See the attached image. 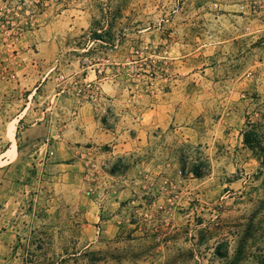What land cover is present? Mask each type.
<instances>
[{
	"label": "rangeland",
	"instance_id": "obj_1",
	"mask_svg": "<svg viewBox=\"0 0 264 264\" xmlns=\"http://www.w3.org/2000/svg\"><path fill=\"white\" fill-rule=\"evenodd\" d=\"M15 11L65 54L42 80L1 50L0 116L28 105L32 123L78 100L93 118L70 155L34 165L19 142L0 176V264H226L242 244L237 264H264L261 176L241 140L246 120L264 131V0H0Z\"/></svg>",
	"mask_w": 264,
	"mask_h": 264
},
{
	"label": "crops",
	"instance_id": "obj_2",
	"mask_svg": "<svg viewBox=\"0 0 264 264\" xmlns=\"http://www.w3.org/2000/svg\"><path fill=\"white\" fill-rule=\"evenodd\" d=\"M14 15L15 16H13V13L10 15L5 13L3 16H0V43L4 40L2 36L5 33H13L18 28H24L25 30L21 31V37L12 49L9 50L4 46L1 47V49L6 51L8 59L15 63L12 68L19 69L17 68L19 66L20 70L23 71L26 76L30 77L44 75V77H42V80H44L53 70V66H49L48 60L59 56V64H61V57L65 52L57 55L55 54V39L53 38H56V36L47 34L50 25L39 23L37 18H34L35 15H32L28 21H25L22 13H18L17 15L15 12ZM34 25L37 26V29H28ZM73 75L74 72L71 73L70 77ZM64 90L63 86H59L56 89L55 95L58 96ZM74 101L75 100L71 101V103L65 106L58 102L56 104L55 102L54 105H50L42 109L40 113L34 114L36 116L34 118L35 122L32 123L26 118L29 115L31 116L28 105L24 106L20 114L14 115L13 117L11 116L8 119H4L0 116V125L3 126L8 123L7 135L9 136L8 138L2 136L0 140H5V145H7L3 151H0V176L6 170V172H8L11 169H15L19 162H21V159H24L21 156L24 153L33 155L32 159L34 165L37 164V161L40 159L39 155L43 151L52 150L54 157L63 156L65 154L70 155L72 153L74 148L71 140L77 139L78 133L75 129L78 126L77 123H90L93 118V107L88 101ZM22 120L26 121L27 124L21 127L23 128V130L20 131L21 136H16L18 123L20 122V124H22ZM10 124H12L11 129ZM96 126L98 127V125ZM98 129L101 130V127H98ZM92 139H94V137H92ZM19 142H21L20 145L25 148L31 147V150L29 151L27 149V151L23 153L19 148ZM34 154L36 156H34ZM59 162L61 161L59 160Z\"/></svg>",
	"mask_w": 264,
	"mask_h": 264
},
{
	"label": "trees",
	"instance_id": "obj_3",
	"mask_svg": "<svg viewBox=\"0 0 264 264\" xmlns=\"http://www.w3.org/2000/svg\"><path fill=\"white\" fill-rule=\"evenodd\" d=\"M95 39H102L101 33H95ZM261 123L259 120H246L245 128L241 132L242 144L251 151L253 157L257 161L258 174L261 176V188L264 196V131L260 130ZM237 253L233 258H229L226 264H237L243 252V244L236 249ZM216 254L220 257H228L227 248L223 251L220 246L216 248ZM239 254V255H238Z\"/></svg>",
	"mask_w": 264,
	"mask_h": 264
},
{
	"label": "built area",
	"instance_id": "obj_4",
	"mask_svg": "<svg viewBox=\"0 0 264 264\" xmlns=\"http://www.w3.org/2000/svg\"><path fill=\"white\" fill-rule=\"evenodd\" d=\"M16 14L18 15V11H15ZM14 12V14H15ZM21 35V29L18 28L17 30H15L13 33H5L2 38H4V40H2V42L0 43V54H1V47H6L9 49H12L15 45V43L18 41V39L20 38ZM7 40V42H6ZM13 56V55H12ZM15 73H11V76L14 77ZM48 155H51L53 152L51 150H49Z\"/></svg>",
	"mask_w": 264,
	"mask_h": 264
},
{
	"label": "bare ground",
	"instance_id": "obj_5",
	"mask_svg": "<svg viewBox=\"0 0 264 264\" xmlns=\"http://www.w3.org/2000/svg\"><path fill=\"white\" fill-rule=\"evenodd\" d=\"M12 125V124H11ZM8 131H10V130H8ZM10 134V133H9Z\"/></svg>",
	"mask_w": 264,
	"mask_h": 264
}]
</instances>
